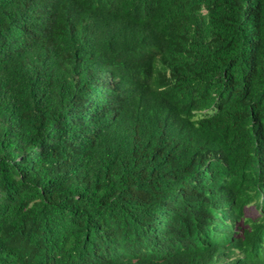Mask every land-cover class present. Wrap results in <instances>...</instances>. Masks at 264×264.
<instances>
[{"label": "trees", "instance_id": "trees-1", "mask_svg": "<svg viewBox=\"0 0 264 264\" xmlns=\"http://www.w3.org/2000/svg\"><path fill=\"white\" fill-rule=\"evenodd\" d=\"M0 264H264V0H0Z\"/></svg>", "mask_w": 264, "mask_h": 264}, {"label": "rangeland", "instance_id": "rangeland-1", "mask_svg": "<svg viewBox=\"0 0 264 264\" xmlns=\"http://www.w3.org/2000/svg\"><path fill=\"white\" fill-rule=\"evenodd\" d=\"M247 216L254 217L256 215V212L254 211L253 208L249 209L246 211Z\"/></svg>", "mask_w": 264, "mask_h": 264}]
</instances>
